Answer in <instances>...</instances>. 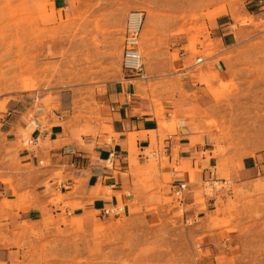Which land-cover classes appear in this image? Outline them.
<instances>
[{"label": "rangeland", "instance_id": "obj_1", "mask_svg": "<svg viewBox=\"0 0 264 264\" xmlns=\"http://www.w3.org/2000/svg\"><path fill=\"white\" fill-rule=\"evenodd\" d=\"M244 5L245 0H0V93L30 91L43 97L36 104L50 109L52 96L66 90L74 105L66 122L79 132L94 134L103 125L95 88L123 80L122 28L129 10L144 12L139 49L146 78L133 82L168 131L177 122L166 121L162 103L169 102L184 66L179 51L189 52L197 66V58L214 55L208 21L219 14L231 18L237 35L235 48L218 57L228 60L230 79L214 85L211 72L200 73L207 89L220 93L205 122L213 150L204 154L216 159L214 177L195 178L191 191L186 187L182 198L193 204L179 202L165 188L172 175L160 169L165 159L149 152L157 147L153 132L146 165L132 171L149 200L143 209L120 202L119 215L83 222L65 212L62 194L52 191L49 203H63L62 210L21 221L0 264H264V7L251 13ZM246 157L258 167L250 178L240 173Z\"/></svg>", "mask_w": 264, "mask_h": 264}, {"label": "crops", "instance_id": "obj_2", "mask_svg": "<svg viewBox=\"0 0 264 264\" xmlns=\"http://www.w3.org/2000/svg\"><path fill=\"white\" fill-rule=\"evenodd\" d=\"M245 4V10L253 13L264 7V0H245ZM232 24L231 18L222 14L208 21L209 36L217 50L211 57L200 59V70L199 65L190 63L189 52L179 51L184 66L169 102L162 103L166 121L177 122L172 131L167 130L161 113L153 112L134 79L124 76L95 88L96 110L104 126L99 123L94 134L79 132L74 123L67 124L74 105L72 94L66 90L52 96L50 109L36 104L43 97L30 91L0 93V261L8 258L11 230L21 221L62 210L63 203L59 207L49 203L52 191L62 194L68 204L65 212L83 222L101 216V208L120 202H132L143 209L149 200L135 184L132 171L146 165L149 154L145 151L154 140L153 132L157 145L154 154L167 163L159 168L172 175L165 188L173 191L180 182L190 189L195 178L214 177L210 167L215 166L216 159L210 153L206 160L204 154L213 150L212 133L205 122L220 90H208L200 73L211 72L214 85L230 79L228 60L218 57L237 44ZM176 45L179 47L178 41ZM205 164L209 168L202 167ZM241 165L243 177L250 178L258 171L252 157L243 158ZM183 202L193 204L190 199ZM206 206L210 208L208 201ZM191 210L195 213V206Z\"/></svg>", "mask_w": 264, "mask_h": 264}, {"label": "built area", "instance_id": "obj_3", "mask_svg": "<svg viewBox=\"0 0 264 264\" xmlns=\"http://www.w3.org/2000/svg\"><path fill=\"white\" fill-rule=\"evenodd\" d=\"M144 12L140 9H131L127 12L122 28V50H121V68L125 72L123 76L130 79H145L143 69V60L140 52V34L143 24ZM201 58H197L200 62ZM154 154V150L150 151ZM212 179V178H211ZM185 183H177L173 193L177 195L179 202L183 201L182 195L186 189ZM119 204L103 207L100 209L101 216H117L122 211Z\"/></svg>", "mask_w": 264, "mask_h": 264}, {"label": "bare ground", "instance_id": "obj_4", "mask_svg": "<svg viewBox=\"0 0 264 264\" xmlns=\"http://www.w3.org/2000/svg\"><path fill=\"white\" fill-rule=\"evenodd\" d=\"M143 20H144V18H143ZM142 26H143V24H142ZM191 44V43H190ZM142 55V54H141ZM143 57V56H142ZM150 152V151H149ZM153 155V154H152Z\"/></svg>", "mask_w": 264, "mask_h": 264}]
</instances>
